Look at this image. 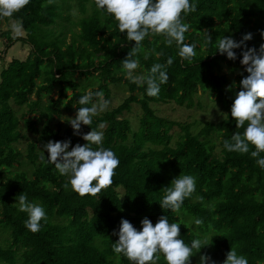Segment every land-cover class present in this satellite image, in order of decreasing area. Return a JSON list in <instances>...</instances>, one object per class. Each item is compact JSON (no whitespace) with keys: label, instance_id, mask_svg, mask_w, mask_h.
<instances>
[{"label":"trees","instance_id":"1","mask_svg":"<svg viewBox=\"0 0 264 264\" xmlns=\"http://www.w3.org/2000/svg\"><path fill=\"white\" fill-rule=\"evenodd\" d=\"M190 3L197 9L183 22L190 25L185 43L196 44L192 63L181 60L176 45L166 46L162 36L146 37L134 57L139 60L137 75L173 58L166 66L169 79L160 84L156 97L126 79L122 60L135 42L119 32L113 18L97 10L94 0H30L11 19L0 20L18 21L25 31L24 37L7 34L8 48L21 40L33 51L32 57L14 58L0 72V264H130L112 250L118 240L113 232H118L121 219L140 230L142 219L155 225L162 215L169 223L180 224V238L189 246L194 239L210 243L194 250L191 264H199L204 254L223 264L232 246L248 264H264V169L251 157L252 146L247 154L223 147L224 140L243 132L230 114L241 73L247 75L240 63L243 49L234 50L233 61L216 47L218 38L231 36L239 42L251 33L253 38L246 43L258 49L264 43L260 35L264 0ZM207 35L212 41L205 45ZM224 65L235 73L234 79L222 71ZM122 82L128 86L127 97L94 117L91 126L105 123L103 146L120 161L113 183L95 197L65 190L67 177L40 160L38 143L70 140L71 150L78 137L61 117L76 115L78 101L89 87L102 91L108 100L111 85ZM233 82L237 87L227 90ZM55 89L58 96H50ZM199 89L215 95L226 115L219 122H206L198 133L190 130L191 124L181 125L185 133L173 146L174 122L157 115L152 104L202 106L195 101ZM134 103L143 110L137 129L123 116ZM27 130L38 137L22 149L18 144L29 137ZM181 174L196 178L194 193L179 212L162 209L164 188ZM20 194L45 209L47 219L37 233L25 228L28 217L19 211ZM196 219L203 223L196 225ZM158 264H166L162 255Z\"/></svg>","mask_w":264,"mask_h":264},{"label":"clouds","instance_id":"2","mask_svg":"<svg viewBox=\"0 0 264 264\" xmlns=\"http://www.w3.org/2000/svg\"><path fill=\"white\" fill-rule=\"evenodd\" d=\"M52 0H49L51 3ZM30 0H0V20L11 19L19 13ZM97 10L114 19L119 32L126 34L127 40L135 42L134 47L122 60V71L126 79L138 87H145L149 97H156L160 92V84L167 83L169 77L166 66L173 63L169 57L166 64L156 63L144 74L137 75L139 60L134 57L141 51L142 42L149 36H162L166 46L176 45L181 60L192 63L196 56V44L185 43V33L190 25L183 22V17L195 12L197 5L190 0H94ZM15 34L22 30V24L13 21L10 25ZM264 39V30L260 31ZM252 34L243 35L237 42L231 36H223L216 41L217 52L236 60L235 49L241 52V65L245 66L247 75L239 81V90L231 105L230 114L237 129L231 139L223 141V147L228 152L247 154L250 146L251 157L256 164L264 169V43L259 48L248 47L247 41ZM212 37L207 35L205 45L210 44ZM235 82L227 90L235 89ZM74 118L69 117L68 123L74 130V135L82 136L86 142L77 143L69 150L71 141L49 140L42 145L40 160L54 165L55 170L67 177L63 187L71 188L79 196H97L102 189L113 183L115 169L119 166V159L115 153L103 146V131L105 123L100 122L92 128L93 118L106 111L110 101L105 99L102 91H88L81 96ZM90 105V106H89ZM81 125L91 128L87 133H81ZM99 129V130H98ZM47 152V157L45 156ZM95 181V183H93ZM196 188V178L192 175L181 174L171 180L164 188V195L159 202L162 209L179 212L186 198H190ZM19 211L27 214L25 228L32 233L41 229V222L46 221L45 209L36 203L29 202L25 194L18 196ZM203 221L196 219L195 224ZM118 240L112 244V250L117 255L125 257L130 264H158L161 255L166 264H191V257L210 243L200 239L192 240L190 246L182 240L179 223H169L166 215L158 218L155 225L148 218L141 220V229L137 230L127 219H121ZM199 264H216L207 254L201 255ZM223 264H248L247 258L238 254L236 246H232L226 253Z\"/></svg>","mask_w":264,"mask_h":264},{"label":"rangeland","instance_id":"3","mask_svg":"<svg viewBox=\"0 0 264 264\" xmlns=\"http://www.w3.org/2000/svg\"><path fill=\"white\" fill-rule=\"evenodd\" d=\"M73 12L75 14L79 15V12L77 11V8L73 9ZM81 15V14H80ZM79 18V16L77 17ZM15 20H9V21H0V72L1 70L6 67L10 61L14 58L18 59H26L33 56L32 47L21 40L15 41L12 46L9 48L6 46L8 41V35H13L17 37H24L25 31L21 30L19 34H15L11 30V23ZM19 23L18 21H15ZM78 29V27H77ZM5 33V34H4ZM8 34V35H7ZM68 41H70V34L67 38ZM225 74H227L231 79H234L235 73H232L230 71V68L228 65H224V68L222 70ZM88 91H92V87H89L87 89ZM128 86L124 85L122 83H117L114 85H111V97L108 99L110 101L109 107L107 110H110L114 106H117L121 101H123L129 91ZM57 97V91L56 89L54 92L50 95ZM47 99V97L45 98ZM195 101H201L202 106H198L196 104L194 107H187L185 105H178L174 102H164V103H154L152 104L153 107L156 110V114L170 119L172 122H174L171 134H172V145L175 146L176 142L181 138V136L185 133V130L181 127V125H188L191 124L190 130L193 133H198L202 127L205 125L206 122L212 121V122H219L221 121L225 115L226 111L223 109L222 105L217 102L216 96L211 94H208L201 89L198 90V92L195 95ZM16 110L19 109V107L14 106ZM23 110H18V113L21 114ZM143 112L141 106L137 103H134L132 106V109L130 111H127L124 113V117H128L131 119L132 126L134 129H137L140 122V116ZM103 113V112H102ZM69 117L74 118L75 113H72V115H69L68 113H65L63 117H61L60 121L62 123H65L74 133L73 128L71 127L70 123H68ZM104 129H102L103 131ZM27 133L29 137L25 140H23L21 143L18 144L19 147L22 149L26 148L27 142L31 138L38 137L37 135H33L31 131L27 130ZM81 133H87V126L81 125ZM78 143L83 145L84 140L82 139V136H78ZM42 142L38 143V151L41 153ZM219 147V146H218ZM47 152L45 151V155Z\"/></svg>","mask_w":264,"mask_h":264}]
</instances>
